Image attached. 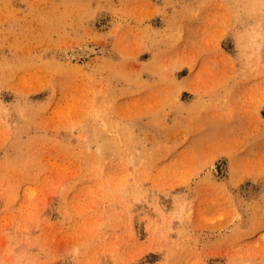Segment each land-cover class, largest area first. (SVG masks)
I'll list each match as a JSON object with an SVG mask.
<instances>
[{
    "label": "rangeland",
    "instance_id": "1",
    "mask_svg": "<svg viewBox=\"0 0 264 264\" xmlns=\"http://www.w3.org/2000/svg\"><path fill=\"white\" fill-rule=\"evenodd\" d=\"M0 264H264V0H0Z\"/></svg>",
    "mask_w": 264,
    "mask_h": 264
},
{
    "label": "bare ground",
    "instance_id": "2",
    "mask_svg": "<svg viewBox=\"0 0 264 264\" xmlns=\"http://www.w3.org/2000/svg\"><path fill=\"white\" fill-rule=\"evenodd\" d=\"M94 52V49L93 48H90L88 46H85V47H82L80 48V50L78 51V53H83V54H86V55H89L91 53Z\"/></svg>",
    "mask_w": 264,
    "mask_h": 264
}]
</instances>
